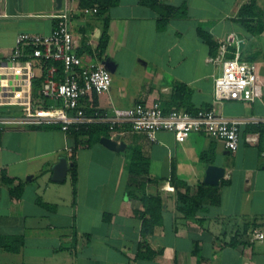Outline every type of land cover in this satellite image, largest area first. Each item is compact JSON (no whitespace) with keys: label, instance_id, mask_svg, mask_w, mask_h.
<instances>
[{"label":"crops","instance_id":"0c3cea01","mask_svg":"<svg viewBox=\"0 0 264 264\" xmlns=\"http://www.w3.org/2000/svg\"><path fill=\"white\" fill-rule=\"evenodd\" d=\"M248 1L115 0L102 9L95 3L84 14L80 0H0V63L12 54L17 35H48L69 6V30L83 65L98 64L112 79L109 90L87 98L85 106L108 112L158 101L165 112L194 113L213 105V76L221 68L208 58L234 33L242 59L256 64L263 94L250 103L214 106L225 117L264 119V0H255L261 16L241 18ZM105 22L107 43L98 56ZM6 73L0 69V116L18 114L11 104L24 94L18 82L27 84ZM240 129L239 146L230 152L204 132L178 143L160 131L151 142L123 128L109 149L100 143L110 137L103 134L89 144V135L65 134L55 124L4 125L0 264H264V240L248 237L264 232V121ZM61 156L68 171L57 183L52 166ZM133 161L142 174L130 172ZM208 165L225 169L217 185L204 183ZM141 184L162 206L144 238L132 211L142 204L126 194Z\"/></svg>","mask_w":264,"mask_h":264},{"label":"built area","instance_id":"2783aa9c","mask_svg":"<svg viewBox=\"0 0 264 264\" xmlns=\"http://www.w3.org/2000/svg\"><path fill=\"white\" fill-rule=\"evenodd\" d=\"M74 1V0H69ZM96 12L97 8L91 9ZM90 10H82L84 14ZM74 15L73 8L67 6L57 15V24L48 35L22 33L17 35L12 54L0 63L1 70L23 87L24 94L17 103H12L18 114L0 116V131L4 125L10 124H55L65 134L72 130L88 128L90 125H106L110 139L115 140L123 128L134 133L144 134L151 142L157 141V133L169 131L178 143H183L192 133L204 132L208 136L220 140L230 152H235L240 143V128L248 123L263 122L257 117L229 118L220 114L214 104L223 101L254 102L263 94L256 64L241 57V40L232 33L218 46L217 53L208 58L221 70L213 76V105L195 113L183 109L164 112L160 102L151 105L136 103L126 109L112 108L100 113L93 103L86 113L85 100L92 95L99 96L109 90L111 73L98 64L84 66L81 57L76 53L74 37L69 30V22ZM51 61L47 67L41 84V95L46 100L56 101L49 106L36 105L30 94L32 81L36 77L34 60ZM61 76L58 78V66ZM166 189L173 191L167 184ZM250 241L264 240L263 231H252Z\"/></svg>","mask_w":264,"mask_h":264},{"label":"trees","instance_id":"16d2710c","mask_svg":"<svg viewBox=\"0 0 264 264\" xmlns=\"http://www.w3.org/2000/svg\"><path fill=\"white\" fill-rule=\"evenodd\" d=\"M81 5L85 8L91 7L93 4L97 3L99 4L100 9L106 8L107 6L113 4L115 0H91L87 2L86 0H80ZM95 7V6H94ZM93 7V8H94ZM98 6H96L98 11ZM104 12V11H103ZM262 13L258 10L255 0H249L247 4L243 5L239 12V17H245V16H261ZM260 18V17H259ZM260 21V19H258ZM107 22H105L103 28H101V32L99 35V42L97 46V53L98 56H101L104 52L106 43H107ZM254 31V29H252ZM260 32V29L258 30ZM255 32V31H254ZM51 61H45L42 59H35L34 60V69L36 70V77L32 81V102L36 105L41 106H47V100L44 99L41 95L40 89L41 84L43 80V75L47 69V67L51 64ZM58 66V78L61 76V67L59 63H55ZM163 109V108H162ZM207 109V108H206ZM85 111L87 114L91 112V109L86 106ZM100 113H104L106 111L99 109ZM164 111V110H163ZM165 112V111H164ZM195 113V112H194ZM70 134L78 135V134H87L89 135V144L92 142V140H97L100 136V134H103L104 136H110V132L106 125H90L88 128H80L77 131L72 130ZM240 137H241V129H240ZM129 170L131 173H133L135 176H138L142 174L144 171L142 168H139V164L135 161L131 162L129 165ZM3 180H6L8 182H11L10 180H7L4 178ZM174 185L176 187L183 186L185 187V184L181 182H174ZM14 193V192H13ZM127 197L131 200H139L142 204V210H137L134 207H132L133 214L141 219L142 226H141V236L144 238L145 236L152 233L153 228L156 224H158V221L161 216V199L157 195H145V189L144 185L141 184L140 187H128L126 190ZM181 196V195H180ZM183 201H189L192 203L190 198H186L185 195L181 196ZM190 199V200H189ZM189 205V204H188ZM190 206V205H189ZM185 213H187L185 211Z\"/></svg>","mask_w":264,"mask_h":264},{"label":"water","instance_id":"95a60500","mask_svg":"<svg viewBox=\"0 0 264 264\" xmlns=\"http://www.w3.org/2000/svg\"><path fill=\"white\" fill-rule=\"evenodd\" d=\"M58 3L61 0H57ZM113 70V69H112ZM100 143L109 149H114L116 143L108 137L100 138ZM68 164L64 156L59 157L57 163L52 166L51 180L53 182H62L67 174ZM225 169L217 165H208L205 172L204 183L208 185H217L220 178L223 177Z\"/></svg>","mask_w":264,"mask_h":264},{"label":"rangeland","instance_id":"374dc122","mask_svg":"<svg viewBox=\"0 0 264 264\" xmlns=\"http://www.w3.org/2000/svg\"><path fill=\"white\" fill-rule=\"evenodd\" d=\"M51 102V101H50Z\"/></svg>","mask_w":264,"mask_h":264}]
</instances>
